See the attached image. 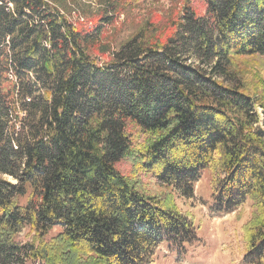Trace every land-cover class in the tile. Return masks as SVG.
<instances>
[{
	"label": "trees",
	"instance_id": "1",
	"mask_svg": "<svg viewBox=\"0 0 264 264\" xmlns=\"http://www.w3.org/2000/svg\"><path fill=\"white\" fill-rule=\"evenodd\" d=\"M55 1L0 0V264H152L161 243L183 254L192 218L138 182L190 199L208 169L212 212L252 202L230 247L264 264V102L230 66L264 58V0H185L118 47L104 37L112 0L85 27Z\"/></svg>",
	"mask_w": 264,
	"mask_h": 264
},
{
	"label": "rangeland",
	"instance_id": "2",
	"mask_svg": "<svg viewBox=\"0 0 264 264\" xmlns=\"http://www.w3.org/2000/svg\"><path fill=\"white\" fill-rule=\"evenodd\" d=\"M191 1L198 11L204 10L202 0ZM105 2V0H63L59 3L55 1L56 5L82 27L94 24L100 14L106 12ZM112 2L116 6L117 14H114L113 22L105 28L104 37L106 41L113 42L114 46L118 47L120 43L137 33L148 19L151 22H162L164 25L165 20L177 17L185 0H112ZM69 10L73 13L70 14ZM230 62L237 84L245 93L264 102V58L256 55L233 56ZM257 111L261 112L259 108ZM118 169L126 173L133 170L128 160H122L118 164ZM141 175L139 189L150 194L170 192L176 207L192 218L198 238L192 245L186 246L183 254H179L176 248L167 243H161L154 251L152 264H242L239 255L230 245L251 215L252 202L249 199L244 206L234 212L227 214L212 212L209 208L213 193L212 169L202 173L194 185V197L190 199L171 191V188L154 184L148 175ZM57 232L58 229H53L46 238L54 236ZM28 239L27 230L18 236V240L22 242ZM27 264L38 263L28 260Z\"/></svg>",
	"mask_w": 264,
	"mask_h": 264
}]
</instances>
